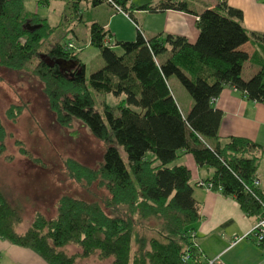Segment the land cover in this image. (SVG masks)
<instances>
[{
  "label": "trees",
  "instance_id": "1",
  "mask_svg": "<svg viewBox=\"0 0 264 264\" xmlns=\"http://www.w3.org/2000/svg\"><path fill=\"white\" fill-rule=\"evenodd\" d=\"M63 1L72 13L65 14L59 26L70 24L73 17L81 19L83 2H107L135 22L132 12L138 8L196 14L200 34L192 44L185 35L163 31L149 38L139 26L134 40L115 43L123 48L120 54L114 43L106 42L109 29L94 21L91 44L100 49L105 65L88 80L75 44L64 42L61 27L26 9L25 0H0V65L31 71L43 82L62 126L77 118L108 144L97 169L67 159L72 177L88 185L98 181L108 195L90 201L64 194L54 216L37 210L25 232L18 229L24 221L22 210L0 186V238L32 249L48 264H81L93 256L109 259V264H210L193 233L202 211L191 170L173 163L181 150L191 152L198 165L214 167L212 188L236 198L246 214H264V188L253 186L260 178L264 146L247 137L221 138L223 110L214 106L227 85L264 102V49H253L257 42L264 43V32L247 29L243 10L228 0H218L202 12L191 10L187 0H157L138 7L128 6L127 0ZM73 60L79 61L74 68L61 64ZM248 60L261 66L246 79L242 72ZM174 75L193 99L186 116L170 88ZM90 86L125 98L116 106L103 101V111L97 110ZM22 109L10 105L7 117L17 119ZM6 136L0 118V154L6 150ZM70 244L80 250L69 252Z\"/></svg>",
  "mask_w": 264,
  "mask_h": 264
},
{
  "label": "rangeland",
  "instance_id": "2",
  "mask_svg": "<svg viewBox=\"0 0 264 264\" xmlns=\"http://www.w3.org/2000/svg\"><path fill=\"white\" fill-rule=\"evenodd\" d=\"M130 1L137 5L149 2ZM187 1L191 10L199 5L195 0ZM37 2L38 0H26V9L33 12L39 8V15L48 17V22L52 25L59 26L64 15L72 13L61 0H56L49 6ZM110 8L115 9L114 15L110 14ZM80 14L81 19L73 17L74 20L72 19L70 24L65 23L59 27L64 42L75 43L74 50L78 51L79 60L85 65L89 80L92 73L105 65L100 49L91 44V23L95 20L104 24L109 22L113 29L120 30L124 35H135L134 39L137 37V30L130 18H126L125 13L119 12L111 4L96 8L83 2ZM116 48L117 53H123L120 45ZM70 62L75 67L79 65L77 60ZM249 69L250 67H247L245 73H248ZM171 78V87L177 99L186 107L189 101L187 98L191 97L189 91L175 75ZM90 90L95 96L96 108L100 111H103V101L116 106L121 98H125V95L119 98L113 93L96 92L91 86ZM10 105H22L23 109L17 119L7 117ZM0 118L7 130L6 150L0 154V186L6 197L22 210L24 221L19 230L25 231L29 227L37 210L46 216H54L57 211L56 202L64 194L90 201L102 200L108 195L107 190L99 186L98 181L88 185L85 180L78 181L72 177L67 169V159L76 160L87 167L99 168L108 144L96 137L90 127L77 118L69 126H62L49 106L43 82L31 71H15L0 65ZM121 151L123 157L128 160L123 148ZM6 157L9 158L8 161ZM260 163L258 172L262 175L264 186V154ZM146 233L148 234L149 230ZM66 249L69 252L80 250L74 244H70ZM110 262L109 259L100 260L96 256L80 261L81 264Z\"/></svg>",
  "mask_w": 264,
  "mask_h": 264
},
{
  "label": "crops",
  "instance_id": "3",
  "mask_svg": "<svg viewBox=\"0 0 264 264\" xmlns=\"http://www.w3.org/2000/svg\"><path fill=\"white\" fill-rule=\"evenodd\" d=\"M151 1L157 2V0H149V2ZM195 1L199 5L194 10L198 12L204 11L206 7H215L218 3V0ZM127 2L128 6L133 4L136 7L149 3L137 5L134 1L127 0ZM228 2L231 6L243 10L244 25L247 29L264 32V0H228ZM106 4L110 5L104 2L95 7L99 8ZM113 10L115 9L110 10L111 15H114ZM33 13L39 14V8ZM132 13L136 22L128 14H125L126 18H130L137 31L140 26L144 35L149 38L163 31L181 36L185 35L189 42L194 44L199 37L200 32L196 21L198 16L196 14L175 9L148 11L141 8L134 9ZM44 18L48 20V17ZM95 21L109 29L107 39L114 43L116 50L118 44L115 45V43L117 41L134 39L133 36L135 35H124L120 30L113 29L109 22L104 24L98 20ZM255 48L262 51L264 43L257 42L253 45V49ZM243 64L242 75L246 79L251 78L261 66V63H255L253 60L245 61ZM67 65L70 66L71 64ZM247 67H250V69L248 73H245ZM171 79L169 84L172 89ZM172 91L181 111L186 116L193 105V99L191 97L187 98L189 101L187 106L184 107L177 99L174 89ZM214 106L223 110L222 123L219 129L221 138H228L233 135L247 137L264 146L263 101L250 100L243 91L241 92L236 87L227 85L214 101ZM178 156L173 165L184 164L191 170L194 196L201 206L202 218L196 224L195 232L203 255L210 260H217L219 264H264V244L256 242L249 231L258 220L257 217L246 214L241 209L238 200L233 196L226 195L222 190L208 188L205 183H200L201 181L209 182L212 179L215 172L214 167L198 165L195 156L191 152L181 150ZM258 175L262 186V175L259 172ZM20 231L25 232L24 230ZM0 264H48V262L32 249L21 247L0 238Z\"/></svg>",
  "mask_w": 264,
  "mask_h": 264
},
{
  "label": "built area",
  "instance_id": "4",
  "mask_svg": "<svg viewBox=\"0 0 264 264\" xmlns=\"http://www.w3.org/2000/svg\"><path fill=\"white\" fill-rule=\"evenodd\" d=\"M111 1V0H109ZM112 3V1H111ZM115 8H117V10L119 12H123L117 5H115ZM107 43L110 44L109 40H106ZM69 46H73L72 44H70ZM202 184H206L208 186V188H212V184L210 182H200ZM253 186L257 187V186H261V180L260 178H257L253 181ZM263 208H264V202H263ZM258 220L256 221V223L252 226L250 233L254 236L255 241L258 242L259 244L261 242H264V214L262 216H260L259 218H257ZM194 235H196V232H193ZM215 261L212 260L210 261V264L214 263Z\"/></svg>",
  "mask_w": 264,
  "mask_h": 264
},
{
  "label": "water",
  "instance_id": "5",
  "mask_svg": "<svg viewBox=\"0 0 264 264\" xmlns=\"http://www.w3.org/2000/svg\"><path fill=\"white\" fill-rule=\"evenodd\" d=\"M61 64H62V66H63V67H66V68H68V69L74 68V65H73V63H72V62H70V61H69V62L62 61V63H61ZM65 64H66V65H65ZM67 64H69V65L71 64V65H70V66H68Z\"/></svg>",
  "mask_w": 264,
  "mask_h": 264
}]
</instances>
